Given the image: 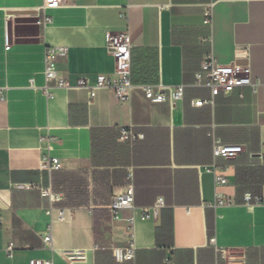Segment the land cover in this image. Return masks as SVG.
Masks as SVG:
<instances>
[{"label": "crops", "instance_id": "crops-1", "mask_svg": "<svg viewBox=\"0 0 264 264\" xmlns=\"http://www.w3.org/2000/svg\"><path fill=\"white\" fill-rule=\"evenodd\" d=\"M42 3L0 0V264H69L57 250L83 252L70 264H264V205L244 200L264 194V0H64L47 10L44 29ZM108 31L129 34L134 85H183L182 99L151 102L136 87L118 103L110 89L90 97L78 87L81 78L115 77ZM46 46L59 51L57 74L68 84L51 98L41 89ZM209 53L247 65L257 92L240 85L193 106L210 97L195 76ZM120 128L143 137L121 141ZM212 137L243 152L214 158ZM45 157L62 166L42 169ZM212 165L225 184L214 186ZM129 183L133 208L111 222L108 205ZM215 191L229 203L216 206ZM159 197L156 218L142 220ZM48 232L51 247L42 242ZM132 239L133 258L116 260L112 248Z\"/></svg>", "mask_w": 264, "mask_h": 264}, {"label": "built area", "instance_id": "built-area-1", "mask_svg": "<svg viewBox=\"0 0 264 264\" xmlns=\"http://www.w3.org/2000/svg\"><path fill=\"white\" fill-rule=\"evenodd\" d=\"M64 5V0H43L40 7L37 8L36 23L42 29L46 28L52 22L51 16L47 13L48 9L58 8ZM214 2L209 1L204 9L203 24L211 26L212 12ZM120 18H126L125 12H120ZM106 46L113 56L115 61L114 75L109 77L106 75H98L96 80L90 84L86 79L81 78L77 82L78 87L86 88L89 91L90 97L95 95L97 89L107 88L113 91L114 97L118 103L129 102L131 92L138 87L143 92L145 97L151 102L167 101L173 104L177 100L182 99L183 85L178 86H164L161 83L157 84H140L134 85L131 81V43L127 31L106 33ZM59 51L53 47L46 46L44 49V68L43 77L44 85L41 87L46 98H51V89L54 87L67 88L68 84L65 80L60 78L57 74V56ZM197 82L201 83L210 90V97L208 99H195L192 101L193 106L212 105L214 98L219 93L227 94L231 92L236 86H249L253 93L257 92L260 85L259 81L250 78V70L247 65L237 63L220 64L212 53L207 54L200 62V68L195 74ZM31 85L33 86L32 80ZM5 87H0V100L5 98ZM142 134L134 133L126 128H120L119 140L131 141L142 139ZM243 152V147L238 144H224L218 138L212 137V155L214 158H233ZM62 166L60 159L55 157H45L42 159L40 167L46 170L59 169ZM207 172L212 173L214 186L223 185L226 183V178L217 172L215 165L206 168ZM42 195L47 196L51 201L55 196L48 190L43 189ZM215 205L222 206L229 203V199L223 197L220 193L215 191ZM244 200L247 204L264 205V194L252 196L249 193L244 194ZM163 198L159 197L155 203L142 211L141 219L156 218L159 209L163 206ZM134 204V190L131 183L126 187L123 194L115 196L111 199L108 205L110 221L114 222L120 219V212L125 209H132ZM48 215L52 214V208L48 210ZM64 216V211H59V217ZM129 227L130 235L133 236V217L126 219ZM50 232L42 235V242L44 246L51 247ZM213 241V239H211ZM13 247L11 244L7 247L8 256L11 255ZM134 242L133 239L129 242L127 248H112L113 256L116 260L131 259L134 256ZM63 256L70 264L74 260L83 257V252L80 250L71 251H56ZM28 264H53L52 260L48 259H30Z\"/></svg>", "mask_w": 264, "mask_h": 264}]
</instances>
